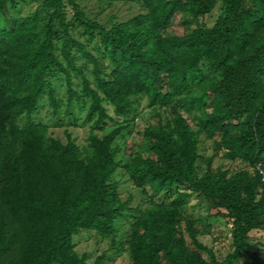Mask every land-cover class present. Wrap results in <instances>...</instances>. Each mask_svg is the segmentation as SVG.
<instances>
[{
  "label": "trees",
  "instance_id": "obj_1",
  "mask_svg": "<svg viewBox=\"0 0 264 264\" xmlns=\"http://www.w3.org/2000/svg\"><path fill=\"white\" fill-rule=\"evenodd\" d=\"M22 1L0 0V264H90L75 237L95 231L117 246L122 218L132 264L256 257L251 233L264 232V183L252 170L264 163V0H95L143 10L107 23L81 0H34L33 12L12 14ZM206 16L212 25L187 26ZM57 80L66 115L74 103L86 110L85 146L68 131L66 142L54 138L33 119L44 98L61 115ZM144 99L157 120L128 150ZM203 133L214 152L205 169L197 166ZM219 156L242 168L214 169ZM119 169L151 190L146 203L133 208L122 196L113 182ZM193 196L231 226L224 259L199 240L200 220L187 212Z\"/></svg>",
  "mask_w": 264,
  "mask_h": 264
},
{
  "label": "rangeland",
  "instance_id": "obj_2",
  "mask_svg": "<svg viewBox=\"0 0 264 264\" xmlns=\"http://www.w3.org/2000/svg\"><path fill=\"white\" fill-rule=\"evenodd\" d=\"M80 3L88 10L92 17L97 18L103 23H107L111 16H116V21L123 22L143 13L141 7L135 4H124L119 2L108 6L106 4L100 5L95 0H81ZM37 6L38 3L34 0H25L22 1L16 9H11V13L25 16L33 12ZM213 21L214 19L209 16L199 19L198 22L191 18L186 20L187 26L191 29L197 27L198 24L212 25ZM174 32H177V30ZM55 85L58 98L63 100L61 115L59 117L54 116L52 106L48 99L44 98L41 102L39 111L34 115L33 119L37 123L48 125L50 134L54 138L66 142V132L68 131L72 133L80 146H85L88 143L91 128V124H86L84 122L86 110L85 108H81L79 104L74 103L72 107V113L74 114L70 116L66 115L67 93L64 87V81L57 80ZM109 110L110 114L114 116L113 108L110 107ZM186 118H189L187 114ZM156 120L157 118H154L151 110L147 108V100L144 99L139 108V114L136 116L133 127L130 128L133 134L126 143L128 150L132 148L137 149L139 148L138 146L143 144L142 133L150 123L155 124ZM199 154L201 158L197 166L205 169V160L210 158L214 152L213 141L209 140L204 133L200 135ZM213 168H229L232 172H235L242 168V165L238 162L232 163L219 156L215 159ZM199 171L201 170L199 169ZM113 182L120 186L121 194L125 199L128 197L133 198V208L146 203L150 197L149 195L152 194L151 190H148L149 194H147L135 187L130 181L129 175L122 169H119L114 175ZM157 201H163L162 197H157ZM187 212L190 216L200 220L197 228L203 231V234L199 236V240L204 245L212 248L220 259H224L231 252V226H229L225 219L216 217L215 215L217 212L215 210L211 211L206 202L197 196L192 197ZM129 230V221L125 218L120 219L116 232L117 246L112 245L111 239H102L95 231H83L80 235L75 237L76 250L79 255L85 253L89 254L91 256L90 264H94L98 258H102L101 264H132L127 245ZM251 236L253 238L252 243L256 245L254 251L258 255H256V257H251L245 264H264V232L258 230L253 231Z\"/></svg>",
  "mask_w": 264,
  "mask_h": 264
},
{
  "label": "built area",
  "instance_id": "obj_3",
  "mask_svg": "<svg viewBox=\"0 0 264 264\" xmlns=\"http://www.w3.org/2000/svg\"><path fill=\"white\" fill-rule=\"evenodd\" d=\"M252 170L253 172L258 173L261 176L262 181L264 183V163L260 162L256 164V166Z\"/></svg>",
  "mask_w": 264,
  "mask_h": 264
}]
</instances>
